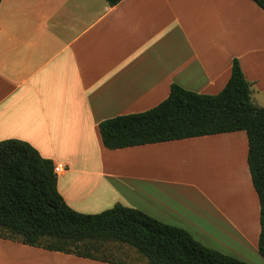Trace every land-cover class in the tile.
Wrapping results in <instances>:
<instances>
[{
    "label": "crops",
    "instance_id": "crops-1",
    "mask_svg": "<svg viewBox=\"0 0 264 264\" xmlns=\"http://www.w3.org/2000/svg\"><path fill=\"white\" fill-rule=\"evenodd\" d=\"M234 58L264 106L254 0H1L0 141H27L61 167L57 188L79 212L134 207L264 264L245 130L115 149L99 130L156 106L172 84L217 94ZM0 264L120 263L0 237Z\"/></svg>",
    "mask_w": 264,
    "mask_h": 264
},
{
    "label": "trees",
    "instance_id": "trees-1",
    "mask_svg": "<svg viewBox=\"0 0 264 264\" xmlns=\"http://www.w3.org/2000/svg\"><path fill=\"white\" fill-rule=\"evenodd\" d=\"M119 1L107 0L110 5ZM254 1L264 9V0ZM252 90L234 58L230 78L217 94L172 84L156 106L104 119L99 130L111 149L245 130L260 202L258 247L264 257V106L253 101ZM54 168L53 160L31 143L0 141V237L120 264L126 263L115 249L122 247L134 249L143 264H251L134 207L118 203L99 213L79 212L60 194Z\"/></svg>",
    "mask_w": 264,
    "mask_h": 264
},
{
    "label": "rangeland",
    "instance_id": "rangeland-1",
    "mask_svg": "<svg viewBox=\"0 0 264 264\" xmlns=\"http://www.w3.org/2000/svg\"><path fill=\"white\" fill-rule=\"evenodd\" d=\"M115 251H117L118 253H122L120 257L125 263H129V264H143L144 263V261L140 260L139 254L134 249H130L128 247H122L121 249H115Z\"/></svg>",
    "mask_w": 264,
    "mask_h": 264
},
{
    "label": "built area",
    "instance_id": "built-area-1",
    "mask_svg": "<svg viewBox=\"0 0 264 264\" xmlns=\"http://www.w3.org/2000/svg\"><path fill=\"white\" fill-rule=\"evenodd\" d=\"M60 169H61V167H59V166H56V167L54 168V170H55L56 173L59 172Z\"/></svg>",
    "mask_w": 264,
    "mask_h": 264
}]
</instances>
